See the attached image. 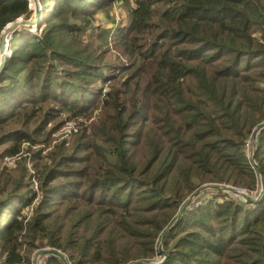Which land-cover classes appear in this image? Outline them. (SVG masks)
<instances>
[{"label": "trees", "instance_id": "1", "mask_svg": "<svg viewBox=\"0 0 264 264\" xmlns=\"http://www.w3.org/2000/svg\"><path fill=\"white\" fill-rule=\"evenodd\" d=\"M116 2L131 6L40 0L44 32L10 40L0 161L47 145L32 166L0 163V264L46 247L69 264H150L166 232L162 264H264V198L205 190H257L253 153L264 174V0H135L125 25L99 34L108 49L90 51L78 36ZM30 4L0 0V42ZM100 108L53 143L66 118Z\"/></svg>", "mask_w": 264, "mask_h": 264}, {"label": "rangeland", "instance_id": "2", "mask_svg": "<svg viewBox=\"0 0 264 264\" xmlns=\"http://www.w3.org/2000/svg\"><path fill=\"white\" fill-rule=\"evenodd\" d=\"M134 1L135 0H131V6H125L122 3H120V2L114 3L112 5V7H109V9H110V13L109 14L100 12L98 14L96 20L93 22L94 28L93 27L88 28L87 31L82 33V34H80L78 36V38H80L84 43L89 44V45L92 46L90 51H92V50L94 51L96 46H97V50L98 49H101V50L108 49V47L107 48L98 47L100 45V43L102 42L101 41V37H99V34L103 32L104 28H106V29H109L110 27L114 28L116 25L120 24V22H122L121 25H125L127 23V19L129 18L131 7L134 6ZM31 2H32V5L30 4V7H31L32 13H33V12H35L34 9H35L36 5L38 3L40 4V0H31ZM41 10H42V7H41ZM31 17H32V14H31ZM41 18H42V11H41ZM24 19H26V18H24ZM112 24H115V25H112ZM44 29H45V24L42 22L38 26V29H36L34 26H31L30 29L20 30L18 32H22V33L32 32V33H34L36 35H40V34H42L44 32ZM3 32H4V30H3ZM14 34L15 33L10 34L9 38H7L8 40H7L6 49H5V51L7 53V58L12 55V51H11V48H10L9 44H10V40H11V38H12V36ZM112 43L114 44V41ZM112 43H111V41H109V47L110 48L112 47ZM116 56H117V53L115 51H112L110 54H108L106 56L107 57V61L108 60H113L114 61L116 59ZM119 60L122 61V58H119ZM0 61H1V54H0ZM49 108H51V107H49ZM101 111H102L101 108L98 109V110H95L91 118L80 117V118L73 119V120H69L68 118H66L64 125L59 130L55 131L51 135V138H55L53 143H56V142L61 141V140L70 141L71 140V136L75 132L78 131L79 126L81 124H84V125L91 124L95 120V118L97 116H99V114H101ZM64 117L65 116H63V119H64ZM50 128L52 130V129H55L56 126L54 128V125H52V126H50ZM88 129L90 131V128H88ZM45 145H47V144H42L40 146H36V147L33 146L32 147L29 144H26V145H24V150H23V152L21 153L20 156L6 157V158L2 159L0 161V163L2 164L1 166L2 167H4V165L8 166V169L12 170V169L15 168V162H17L18 160H26L28 166H32L33 153L35 151L39 150V149L44 148ZM47 150L48 149H46L44 151V153H46ZM1 151H2V148L0 147V152ZM262 187L263 186H262V181H261L259 183V188L257 190H254V191H251V192L247 191L246 189H240V190H241V192H243V194H245V195H247V196H249L251 198L255 199V198H258L260 195H262V199H263L264 198V189ZM219 188H226L225 192L236 196L238 199L246 201V199H245V197L243 195L240 196V195H237V194L234 193L235 190H239L237 188L224 187V186L218 185L216 187H214V186H210L209 188L207 187L205 190L212 191L214 189L215 190H219ZM220 190H223V189H220ZM34 203L36 205V203H38V200L36 199L34 201ZM32 209H33V207L30 208L27 213L31 214ZM165 234H163V235L161 234L162 235V239L165 236ZM162 239H161V241L159 243V247H160V245H162ZM44 249H52V248L46 247V248H43L41 250H36L30 256V258H32V261H34L35 263L37 261L39 264H43L44 263L43 260L41 262L38 260V253H40V255H41V251H43ZM163 257H164L163 255L158 256L156 261H161L163 259Z\"/></svg>", "mask_w": 264, "mask_h": 264}, {"label": "water", "instance_id": "3", "mask_svg": "<svg viewBox=\"0 0 264 264\" xmlns=\"http://www.w3.org/2000/svg\"><path fill=\"white\" fill-rule=\"evenodd\" d=\"M35 12L32 13V17L30 16V18L28 19H24V18H19L17 19L16 21L8 24L6 26V28L4 29V32L2 33V37H1V42H0V54L2 55L1 57V61H0V73L7 61V53L5 51L6 49V44H7V38H9V35L10 34H13V33H16L20 30H26V29H30L31 26H34L35 24H37V26L40 25V23H42V18H41V6L40 4L38 3L35 7ZM38 28V27H37ZM262 129V127L260 126L256 132H255V135H254V147H255V150L257 148V135L259 133V131ZM256 157H255V153H253V156H252V162L256 168V170L258 171V173L260 174L261 176V181H262V188L264 189V174L260 168V166L256 163ZM219 189H223L224 191L226 190V188H219ZM200 191L196 192L195 194H193L190 199L186 202V204L184 205L183 207V210L182 212L180 213V215L178 216L177 220L175 221V223L171 226V228L177 223V221L182 217L184 211L187 209V207L191 204V202L193 201L194 197L199 193ZM235 194L237 195H243L246 199L247 202H254V203H259L261 202L262 200V195H260L258 198H251L245 194H243V192H241V190H235L234 191ZM170 228V229H171ZM159 253H161L164 257L161 261H154V262H151L150 264H162L165 262L166 258H167V252L164 250L163 248V243L162 245H160L159 247ZM50 255H55L57 257H59L64 264H69L68 260H67V257L62 254L61 252H59L58 250L56 249H44L42 252H41V256H50ZM144 262H136L135 264H142Z\"/></svg>", "mask_w": 264, "mask_h": 264}, {"label": "built area", "instance_id": "4", "mask_svg": "<svg viewBox=\"0 0 264 264\" xmlns=\"http://www.w3.org/2000/svg\"><path fill=\"white\" fill-rule=\"evenodd\" d=\"M251 141H248V143H247V146H249L248 148H250L251 147ZM252 164H253V162H252ZM253 167H254V164H253ZM36 186V185H35ZM43 249V248H42ZM39 250H41V249H39ZM42 252V251H41ZM48 256H41L40 255V253H38V260L41 262L42 260L44 261V263L43 264H45V261H46V258H47ZM31 264H39L37 261H36V263L34 262V261H32L31 262Z\"/></svg>", "mask_w": 264, "mask_h": 264}, {"label": "bare ground", "instance_id": "5", "mask_svg": "<svg viewBox=\"0 0 264 264\" xmlns=\"http://www.w3.org/2000/svg\"><path fill=\"white\" fill-rule=\"evenodd\" d=\"M34 27H35L36 29H38V28H37V27H38L37 24H35ZM1 57H2V55H1Z\"/></svg>", "mask_w": 264, "mask_h": 264}]
</instances>
